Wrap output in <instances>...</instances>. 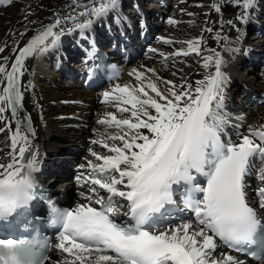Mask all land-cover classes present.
Segmentation results:
<instances>
[{
  "label": "snow or ice",
  "instance_id": "1",
  "mask_svg": "<svg viewBox=\"0 0 264 264\" xmlns=\"http://www.w3.org/2000/svg\"><path fill=\"white\" fill-rule=\"evenodd\" d=\"M118 3L119 0H100L96 6V0H89L80 15L100 17L113 11ZM251 3L252 0H243L245 8ZM213 7L217 13L221 11L219 4ZM67 20L75 17L58 16L53 23L42 26L39 34L19 49L11 70L0 64V83L5 84L0 90V120L5 118L3 114L7 110L15 118L22 109L20 77L24 74L25 59L56 45L66 34L62 23ZM90 23L91 20H85L75 27L84 29ZM169 23L175 21L169 19ZM227 23L234 26L235 21ZM200 52V41L196 40L188 41L187 52L177 54ZM216 55L219 57V53ZM7 59L4 57L5 62ZM212 60L208 56L204 67L208 68ZM141 75L136 74L137 80ZM224 81L221 60L217 58L215 74L195 82V95L192 84L173 85L168 89L169 95H162L155 83H149L156 98L141 86L139 92L144 99L127 86H117L121 95L115 100L131 105V117L136 122L117 119L111 113L110 120L100 121L114 124L118 129L126 127L127 131L110 137L121 142L119 146L103 143L112 154L101 156L89 150L91 156L102 161L87 162L93 174H101L100 178L91 180L90 191L96 194L95 199L87 196L88 203L64 210L63 230L58 242L50 244L49 249L68 254L72 258L70 264H209V252L217 247L216 238L232 248L248 246L246 242L261 219L247 200L246 178L253 159L264 160V131L242 134L238 142L221 140L223 129L217 109L221 107ZM166 83L171 85L172 81ZM103 96L108 100L110 93L106 91ZM27 131L32 132L30 125ZM17 138L28 144V136L21 135L19 123L13 136L14 146ZM18 153L13 163L0 164V206L14 202L26 189L34 187L30 181L37 170L36 157L25 146H20ZM26 153L31 158L25 162ZM197 177H203L205 183L197 182ZM259 179L262 183L257 189L259 207L264 209V175ZM97 186L110 194L106 200L97 194ZM174 194L185 197L194 222L188 220L161 230L155 226L154 218L175 203ZM120 215L130 217L131 222L118 221ZM16 243L0 239V264H8L5 250L13 251ZM260 247H264V242ZM257 252L258 259H264V252ZM48 261L47 254L40 264ZM227 261H232V257L228 256ZM211 264L220 262L211 260Z\"/></svg>",
  "mask_w": 264,
  "mask_h": 264
},
{
  "label": "bare ground",
  "instance_id": "2",
  "mask_svg": "<svg viewBox=\"0 0 264 264\" xmlns=\"http://www.w3.org/2000/svg\"><path fill=\"white\" fill-rule=\"evenodd\" d=\"M99 2L100 0H96V6ZM158 2L161 1L158 0ZM172 2L169 0L163 3V7L168 12L170 10L167 17L164 15L166 20L164 18L163 30L156 34L152 44L144 43L145 53H141L136 58L139 53L133 54V51L137 50L144 39L139 42L135 40L142 36L146 37L142 35L143 28L148 32L156 28L147 22V19L155 15V9H158V6H153L151 10H143L140 0H119L118 6L113 11L96 17L80 15L89 5V0H0V48H4V51L0 52V64H5L7 69L16 52L24 47L34 35L39 34L42 26L53 23L58 16L75 17V20L62 23L66 34L56 45L44 51H36L25 59L24 74L20 77L23 93L22 109L18 111V118L22 122L21 114L26 112L30 117L32 132L25 130L21 124V135L28 136V144H23V141L17 138L14 146L13 136L16 133L17 124L16 119H13L7 110L3 114L5 118L0 120V128L4 129L0 131V164L13 163L18 148L25 145L36 157L37 170L33 173L41 182L55 188L59 180L52 174L58 171L59 174L64 172L66 175L65 171H70L66 182L68 184L65 186L69 190L67 195L69 203L73 207L79 203H87L85 197L93 196L95 199L96 195L90 191L91 180L101 176V174H93L87 162L91 160L93 164L102 163L91 156L89 150L101 156L112 154L102 146L103 143H108L109 146L112 144L119 146L121 142L113 141L110 137L122 135L127 131L126 127L118 129L114 124L100 123V121L110 120L111 117L108 114L111 113L117 119H132L136 122L135 118L131 117V105L123 103V100H115L116 96L121 95L117 86H127L129 91L144 99L143 94L139 92L141 86L149 96L156 98L155 93L148 87L149 83H155L162 95H169L168 89L173 85L192 84V95H195V82L203 80L206 75L215 74L217 58L221 60V72L225 78L221 107L217 109L223 129L220 137L227 142H238L242 134L257 130L264 131V107L256 108L255 111H246L240 115L239 119L232 115L236 113L235 106L239 102L234 95L239 86L246 85L243 92L247 97L254 96L256 92L261 93V91V95L264 94V83L259 84L258 87V82L254 81L253 77L248 78L239 73L243 62L255 60L258 54L264 52L262 47L246 45L244 31V28L250 25H255L257 28L264 25V0H252L248 8L243 6V0ZM126 3H132V14L127 13L128 11L123 12L122 5ZM214 4L221 6L219 13L215 11ZM190 5L200 6L201 11L197 13L192 11ZM259 14H262L260 16L263 20L258 19ZM160 15L162 13L159 12ZM169 19L174 20L175 23L170 24ZM85 20H91L87 28L75 27L76 23H83ZM187 20L193 21L195 27L184 26L182 23ZM229 20L235 21L234 26L227 23ZM137 24L140 26L139 35H135L137 31L134 30ZM233 27L234 29L230 31ZM208 28L212 31H207ZM69 29L71 31H68ZM87 39L98 42L103 49L115 48V51L118 41L119 57L123 61L127 58L130 60L121 79L99 91L86 90L78 79L80 71L85 67V64H80L78 55L81 54L83 48L90 46ZM196 40L200 41L201 52L199 54H177L187 52L188 41ZM128 41L130 43H127ZM108 45L109 48H107ZM122 47H125L127 51L122 50ZM216 53H219V57ZM191 54L195 57L188 61L187 57ZM208 56H212L213 60L209 62V67L205 68L204 64ZM4 57L8 58L7 62ZM251 64L252 67L247 66L250 69L254 65ZM149 69L153 71L150 72ZM65 72L73 80L72 82L67 81L73 83L72 85L59 82ZM137 73L142 74L139 80H137ZM263 80L264 76L260 78V81ZM167 81H172V84H167ZM62 83L65 81L63 80ZM4 86L5 84L0 83V90ZM257 87L261 91H258ZM106 91L110 93L108 100H105L103 96ZM121 108H127L129 111L121 112ZM150 112L155 114L154 109H150ZM60 139L62 141H59ZM93 140L97 143H92ZM70 149L81 152V158L87 154L90 159L75 160L76 163L72 166L65 161H59L56 165L55 160H64L63 156H71V159H74L76 155ZM253 162L246 178V195L250 205L263 215L264 209L259 207L260 197L257 189L262 186L259 176L264 175V160L254 158ZM102 191L106 190L98 188V192ZM107 194L109 193L106 192ZM124 210L122 208L121 212ZM188 220L194 222V216L170 222L160 229L174 227ZM55 252L56 256L47 264H70L72 258L68 254L59 250ZM228 256L232 257V261H227ZM209 257V264L211 260H216L220 264H264V262L256 263L228 252L218 240L216 249L209 252Z\"/></svg>",
  "mask_w": 264,
  "mask_h": 264
},
{
  "label": "rangeland",
  "instance_id": "3",
  "mask_svg": "<svg viewBox=\"0 0 264 264\" xmlns=\"http://www.w3.org/2000/svg\"><path fill=\"white\" fill-rule=\"evenodd\" d=\"M142 3V5H141V8L144 10V9H148V10H151L152 8H153V6H158V9H155L156 11V15H155V17H152V19H151V21H150V19L148 18L147 19V22H149V23H151V25L153 26V23L155 24V26L157 27V31L155 32V35H154V37L156 36V34H158L160 31H162L163 29V26H162V24L165 22V20H166V18L165 17H167L166 15L167 14H169V12H170V10H169V12L167 11V9L166 8H164L163 7V3H167L169 0H160L161 2H158V0H140ZM170 1H173L172 3H174L175 1L176 2H178L179 0H170ZM175 2V3H176ZM125 5V6H124ZM131 5H132V3H127V4H123L122 5V9L124 10V11H128V12H130L129 14H132L131 13V10H132V8H131ZM191 6V7H190ZM189 7L192 9V11H195L196 13L197 12H200L201 11V7L200 6H195V5H190ZM130 9V10H129ZM158 10V11H157ZM173 9H171V11H172ZM175 11H177V9L175 10ZM253 11V10H252ZM162 13V15H163V19H162V17H161V20H159L158 19V13ZM164 15H165V17H164ZM260 15H262V14H259V16H258V19L259 20H263V18L260 16ZM160 17V16H159ZM164 18H165V20H164ZM153 22V23H152ZM184 26L186 25V26H193V27H195V25L193 24V21H190V20H187V21H184L183 23H182ZM138 26H139V24H138ZM136 27V29H134V30H138L139 31V27H137V25L135 26ZM154 27V26H153ZM139 28V29H138ZM257 27L255 26V25H250L249 27H246V28H244V31H245V43H246V45H253V46H255V47H262V48H264V25H260L257 29H256ZM261 28V29H260ZM234 29V27L230 30V31H232ZM258 30V31H257ZM263 36V37H262ZM141 40V39H140ZM153 39H151V40H149V42H148V44H152L153 43V41H152ZM141 53H145L144 52V49L142 50V52ZM141 55V54H140ZM194 57H195V55L194 54H191L190 56H188L187 58V60L188 61H190V59H194ZM72 60H74V58L72 59ZM72 60H70V61H72ZM259 60V61H258ZM252 61V62H251ZM251 61H245V62H243L241 65H240V68H239V73H241V74H243V76L245 75L246 77H253L254 78V81H256V82H258V87H259V84H262L263 85V83H264V80L263 81H260V78H262L264 75V52L262 53V55H259L258 54V56H257V58L255 59V60H251ZM253 63L254 65H253V68L252 69H250V67H252L251 65V63ZM65 65H66V63H65ZM69 66H71V64H69ZM247 66H250V67H247ZM63 80L65 81V83H62L63 82ZM67 81H73L70 77H69V75H67L66 74V72H65V74L63 75V77L61 78V80L59 81V82H61V84H68V85H72L73 83H68ZM67 82V83H66ZM122 82V81H121ZM262 82V83H261ZM243 84H245V82H242ZM261 85V86H262ZM239 86V85H238ZM246 86V85H245ZM244 85L243 86H239L238 87V91L236 92V94H234L235 95V99H237L239 102L236 104V106H235V109L236 110H234V111H236V113L235 114H232V115H234L235 117H237V119H239V118H241V116L240 115H242L244 112H246V111H255L256 110V108H262V107H264V94H262L261 95V93H262V91H261V89L260 88H258L259 90L258 91H261V93L260 92H256L255 93V95L254 96H249V97H247L246 95H245V93L243 92L244 91V87H245ZM104 88V87H103ZM102 87L101 88H99V89H97V91H99L100 89H103ZM96 91V90H95ZM258 94V95H257ZM261 95V96H260ZM256 96V97H255ZM258 100H260V101H258ZM242 101V102H241ZM237 114H238V116H237ZM247 119V118H246ZM236 120V119H235ZM245 121V120H244ZM115 134H117V132L115 133ZM59 141H62L61 139L59 140ZM91 147V146H90ZM90 147H88V148H90ZM94 148V147H93ZM98 150V149H97ZM100 150V149H99ZM70 151L73 153V154H75L76 156L74 157V160H76V161H78L79 159L80 160H84L85 158L86 159H90V157L87 155V154H85V156H83L82 158H81V152H77L75 149H70ZM63 153V152H62ZM61 161H64V160H61ZM66 161V160H65ZM55 164H58V162H56L55 161ZM53 165V164H52ZM56 166V165H55ZM66 172V171H65ZM62 173H64V172H62ZM68 179H69V176H67V178L66 177H64V178H62V181L61 182H59V184L60 183H66L67 181H68ZM66 184H68V183H66Z\"/></svg>",
  "mask_w": 264,
  "mask_h": 264
},
{
  "label": "clouds",
  "instance_id": "4",
  "mask_svg": "<svg viewBox=\"0 0 264 264\" xmlns=\"http://www.w3.org/2000/svg\"><path fill=\"white\" fill-rule=\"evenodd\" d=\"M30 182L34 186L35 181L33 178H31ZM32 188L26 189V191L14 202L5 203L0 206V218H7V216L13 214L19 207L28 205L30 200L32 199ZM4 254L8 260V264H22L16 252L6 249Z\"/></svg>",
  "mask_w": 264,
  "mask_h": 264
}]
</instances>
